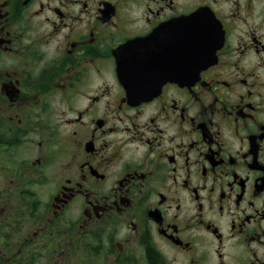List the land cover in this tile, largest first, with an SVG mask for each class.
Segmentation results:
<instances>
[{"label": "flooded vegetation", "instance_id": "af4514ba", "mask_svg": "<svg viewBox=\"0 0 264 264\" xmlns=\"http://www.w3.org/2000/svg\"><path fill=\"white\" fill-rule=\"evenodd\" d=\"M0 264H264V0H0Z\"/></svg>", "mask_w": 264, "mask_h": 264}, {"label": "water", "instance_id": "95a60500", "mask_svg": "<svg viewBox=\"0 0 264 264\" xmlns=\"http://www.w3.org/2000/svg\"><path fill=\"white\" fill-rule=\"evenodd\" d=\"M204 15H210V18L206 21V18H202ZM185 20L188 25H193L194 39H201L204 26L203 22L210 24L212 20L214 21V18H212L211 13L200 9L196 13H193L192 15L188 16ZM210 56L211 54L209 53V57ZM206 63V60H202L200 62V65L194 68V72H199L202 68L206 66Z\"/></svg>", "mask_w": 264, "mask_h": 264}]
</instances>
